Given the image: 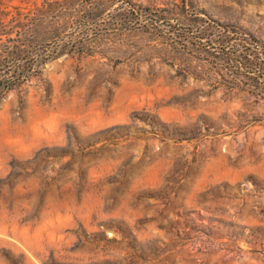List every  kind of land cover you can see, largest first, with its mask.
<instances>
[{"label":"rangeland","instance_id":"1","mask_svg":"<svg viewBox=\"0 0 264 264\" xmlns=\"http://www.w3.org/2000/svg\"><path fill=\"white\" fill-rule=\"evenodd\" d=\"M17 67L0 264H264V0H0Z\"/></svg>","mask_w":264,"mask_h":264},{"label":"trees","instance_id":"2","mask_svg":"<svg viewBox=\"0 0 264 264\" xmlns=\"http://www.w3.org/2000/svg\"><path fill=\"white\" fill-rule=\"evenodd\" d=\"M210 28L215 30H224V29L226 30L228 27L222 26L218 22H214L213 26H211ZM3 34L7 35L8 32H3ZM217 45L221 50L228 51V53L232 57V59L229 58L230 62H235L236 64L238 63L239 65H243L244 63L242 61L246 60L248 63H250L251 61L250 57H252V55L250 54L251 49L248 48L247 46H244L239 43L237 44V42H233L231 39H224L221 41H211L209 42L208 46L214 48ZM248 46L250 45L248 44ZM240 49H244L242 53H239ZM60 54L61 52H58V49H56L52 54L51 51L42 53L39 56V63L41 65L51 60V57L52 59L57 58ZM252 63L250 64L252 65ZM245 68L253 69L251 68V66H247L246 64H245ZM35 70L36 69H33L32 67H26V68L17 67L14 70H8L5 72L0 70V96L2 95L3 89H12L14 87H17L20 83L26 81Z\"/></svg>","mask_w":264,"mask_h":264}]
</instances>
